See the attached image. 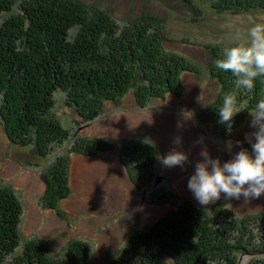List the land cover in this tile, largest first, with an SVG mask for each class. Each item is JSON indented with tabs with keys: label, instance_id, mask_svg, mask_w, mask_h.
I'll list each match as a JSON object with an SVG mask.
<instances>
[{
	"label": "trees",
	"instance_id": "1",
	"mask_svg": "<svg viewBox=\"0 0 264 264\" xmlns=\"http://www.w3.org/2000/svg\"><path fill=\"white\" fill-rule=\"evenodd\" d=\"M213 4L221 11L238 13L264 8V0H214ZM166 39L161 19L146 13L121 24L111 11L82 0H0V104L8 137L21 146L35 145L41 156L69 140V129L53 111L60 90L88 122L102 114L107 102L119 104L130 92L141 107L154 98H181L182 77L200 74L202 69L168 50ZM225 47L207 46L209 71L220 92L201 116L202 122L219 120L223 97L234 87L231 73L214 65ZM262 98L264 78H259L252 92L239 95L242 111L231 128L217 125V137L230 138V131L249 117ZM108 148L109 142L83 139L73 150L94 156ZM120 159L138 189L152 182L154 145L138 139L125 143ZM70 165L69 157H61L43 175L46 207L59 211L60 202L70 196ZM23 211L12 187L0 185V264H92V246L82 240L72 242L63 258L49 254L39 240L27 241L19 253ZM260 249H264V213L240 217L225 204L205 208L189 203L156 225L135 230L123 252L108 264H161L166 257L176 264H240L245 253ZM255 256L248 264H264Z\"/></svg>",
	"mask_w": 264,
	"mask_h": 264
},
{
	"label": "rangeland",
	"instance_id": "2",
	"mask_svg": "<svg viewBox=\"0 0 264 264\" xmlns=\"http://www.w3.org/2000/svg\"><path fill=\"white\" fill-rule=\"evenodd\" d=\"M82 1L111 11L121 24L144 13L160 18L167 37L166 48L202 69L200 74L182 77L185 93L181 98L172 95L166 99L154 98L141 107L135 93L130 92L119 104L107 102L102 114L92 122L69 105L67 93L60 90L53 111L69 129L71 137L64 144L52 146L47 156L36 153L35 145L21 146L8 137L0 104V185L12 187L24 210L18 252H22L27 241L39 240L53 257L63 258L72 242L82 240L92 246V264H108L123 252L135 230L156 225L185 204H198L187 183L196 162L203 159L202 149L206 148L212 158L220 157L222 162L231 159L241 147L251 151L245 140V134L254 131L250 127V115L230 131L227 139L217 137L219 120L208 123L200 118L216 102L220 92L219 83L209 71L211 55L207 46H232L236 30L246 34L253 24L264 23V8L239 13L221 11L213 7L214 0H189L197 10L188 0ZM83 139L109 142L111 148L94 156L74 151L75 143ZM137 139L156 148L154 178L142 189L132 183L120 159L124 144ZM228 141L233 143L232 153L227 150ZM236 141L242 144L236 145ZM173 150L188 153L189 162L184 169L166 168L159 162L158 157ZM61 157L71 160L72 191L56 211L43 204L47 189L43 175ZM134 168L141 174L140 168ZM159 176L163 179L157 182ZM163 194L168 196L162 198ZM221 204L240 217L264 213V195L250 201L225 200L222 196L215 204L202 207ZM255 257L264 262L263 254ZM250 259L251 256L246 257L243 264H248ZM161 264L176 263L166 257Z\"/></svg>",
	"mask_w": 264,
	"mask_h": 264
},
{
	"label": "clouds",
	"instance_id": "3",
	"mask_svg": "<svg viewBox=\"0 0 264 264\" xmlns=\"http://www.w3.org/2000/svg\"><path fill=\"white\" fill-rule=\"evenodd\" d=\"M232 39L235 43L225 47L222 56L214 61L215 67L231 73L234 87L223 97L218 109L219 123L231 128L233 118L242 111L239 106L241 92H252L259 78H264V23H255L246 34L236 30ZM250 127L254 129L245 134L251 151L241 147L222 162L220 157L212 158L207 149H202V160L195 164L194 173L188 179L187 187L201 206L225 200L250 201L264 195V98L249 111ZM236 141V145H241ZM233 143L227 142V150L232 153ZM163 167H181L189 162L184 151L173 150L166 156L158 157Z\"/></svg>",
	"mask_w": 264,
	"mask_h": 264
},
{
	"label": "water",
	"instance_id": "4",
	"mask_svg": "<svg viewBox=\"0 0 264 264\" xmlns=\"http://www.w3.org/2000/svg\"><path fill=\"white\" fill-rule=\"evenodd\" d=\"M163 178L161 176L157 177V182H160ZM260 254H264V249H260V250H256V251H252V252H248V253H245L242 257H241V260H240V264H243L244 263V259L248 256H255V255H260Z\"/></svg>",
	"mask_w": 264,
	"mask_h": 264
}]
</instances>
